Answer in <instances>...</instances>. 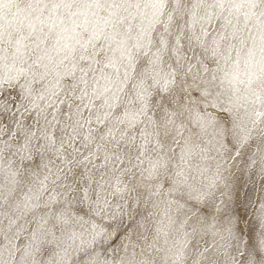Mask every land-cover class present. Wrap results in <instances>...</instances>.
Wrapping results in <instances>:
<instances>
[{
    "label": "snow or ice",
    "instance_id": "6c2138e0",
    "mask_svg": "<svg viewBox=\"0 0 264 264\" xmlns=\"http://www.w3.org/2000/svg\"><path fill=\"white\" fill-rule=\"evenodd\" d=\"M262 119L264 0H0V264H264Z\"/></svg>",
    "mask_w": 264,
    "mask_h": 264
},
{
    "label": "bare ground",
    "instance_id": "6f19581e",
    "mask_svg": "<svg viewBox=\"0 0 264 264\" xmlns=\"http://www.w3.org/2000/svg\"><path fill=\"white\" fill-rule=\"evenodd\" d=\"M263 120V119H262ZM262 120H259L255 123V128L257 129L256 132L253 133L252 135V140L253 141H258V140H264V122L262 123ZM262 123V124H261ZM195 126H193V134H195ZM233 173H235V166L233 168ZM224 175V173H222ZM225 179H231L230 176H225ZM221 186H223V181H221ZM231 188V185H229V190ZM225 203L230 204L232 202L233 196L229 194V192H226L225 194ZM204 227L202 226H196V233L198 236L201 235V232L204 231Z\"/></svg>",
    "mask_w": 264,
    "mask_h": 264
},
{
    "label": "rangeland",
    "instance_id": "374dc122",
    "mask_svg": "<svg viewBox=\"0 0 264 264\" xmlns=\"http://www.w3.org/2000/svg\"><path fill=\"white\" fill-rule=\"evenodd\" d=\"M263 122H264V119L262 120V123H263ZM262 123H261V124H262ZM194 135H195V134H193V136H194ZM198 226H200V225H198ZM204 235H206V230L202 231L200 236L202 237V236H204Z\"/></svg>",
    "mask_w": 264,
    "mask_h": 264
}]
</instances>
